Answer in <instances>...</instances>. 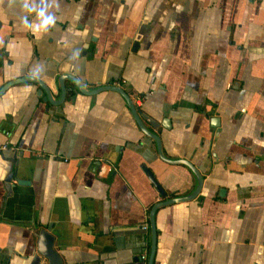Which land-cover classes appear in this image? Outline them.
Wrapping results in <instances>:
<instances>
[{"label": "crops", "instance_id": "0c3cea01", "mask_svg": "<svg viewBox=\"0 0 264 264\" xmlns=\"http://www.w3.org/2000/svg\"><path fill=\"white\" fill-rule=\"evenodd\" d=\"M34 3L47 30L0 0V264H47L49 222L63 264H149L152 207L197 184L181 160L202 186L154 211L152 264H264V0ZM62 75L95 91L62 100Z\"/></svg>", "mask_w": 264, "mask_h": 264}, {"label": "water", "instance_id": "95a60500", "mask_svg": "<svg viewBox=\"0 0 264 264\" xmlns=\"http://www.w3.org/2000/svg\"><path fill=\"white\" fill-rule=\"evenodd\" d=\"M66 79H71L75 85V87L83 93H93L95 90H88L86 89L75 77H71V76H60L59 78V87L62 90V100L64 99L65 95H66V87L64 85V81ZM24 80H32V81H36L37 79L32 78V77H25L22 78L20 80H16V81H24ZM38 83V82H37ZM40 84L41 88L44 90L45 92V97L43 98L44 101L48 100L51 102L50 99V94L48 93V89L45 88V86L41 83ZM41 89V90H42ZM99 89L101 90H114L118 93H120L126 100L129 109L131 110L132 114L134 115V118L138 124V126L141 128V130L147 134L148 136H150L151 138H153L156 142L157 145V151H158V155L160 158H162L163 160H167L169 162L172 163H177L180 160H171L166 158L161 150V143H160V138L158 136V134L156 133H152L150 132L142 123V120L140 118V116L142 115V112L134 105V103L132 102V100L130 99V97L126 94V92L121 89L119 86L113 85V84H108V85H103L101 86ZM40 90H38L39 95H41V93L39 92ZM99 91V90H98ZM1 92V91H0ZM61 102V101H60ZM214 119V118H213ZM181 162L187 164L191 170L193 171L194 175L196 176L197 179V184L195 189L188 194L187 196H182V197H176V198H171L168 200H164V201H160L156 204H154V206L152 207L151 211H150V221H151V234H152V246H151V252H150V256H149V264H152V260H153V255H154V248H155V242H156V229H155V225H154V221H153V214L154 211L166 204L169 203H173V202H181V201H189L192 200L200 191L201 186H202V176L200 175L199 171L189 162H184L183 160H181ZM180 163V162H179ZM144 171L146 173V175L148 176V178L150 179V181L152 182V184L155 186V188L158 190V192L161 195L165 194V191L163 190V188L160 186L159 182L157 181V179L154 177V175L150 172V170L148 168H146V166H144ZM18 183H22V180H17ZM51 228H52V224L51 222H49L47 225H42L41 228L38 229V231L35 233L36 236V241H35V249L36 252L40 255L43 256L44 258H46L47 260V264H63V258L61 256V254L58 252V250L56 249L54 243H55V236L54 234L51 232Z\"/></svg>", "mask_w": 264, "mask_h": 264}, {"label": "clouds", "instance_id": "9594fccd", "mask_svg": "<svg viewBox=\"0 0 264 264\" xmlns=\"http://www.w3.org/2000/svg\"><path fill=\"white\" fill-rule=\"evenodd\" d=\"M24 8L28 12H36L37 17L41 18L42 22L39 25H30L27 17H22V23L26 26L32 27L34 32H39L40 30H47L48 26L55 24V17L51 14H46V7H39L35 5L34 0L30 4L29 0H23ZM44 3V0H41V4Z\"/></svg>", "mask_w": 264, "mask_h": 264}, {"label": "flooded vegetation", "instance_id": "af4514ba", "mask_svg": "<svg viewBox=\"0 0 264 264\" xmlns=\"http://www.w3.org/2000/svg\"><path fill=\"white\" fill-rule=\"evenodd\" d=\"M108 85V84H107ZM113 85H115V84H113ZM117 86V85H116ZM135 105V104H134ZM136 106V105H135ZM137 107V106H136ZM138 108V107H137ZM139 109V108H138ZM146 227V226H145ZM141 258H142V256H141Z\"/></svg>", "mask_w": 264, "mask_h": 264}, {"label": "built area", "instance_id": "2783aa9c", "mask_svg": "<svg viewBox=\"0 0 264 264\" xmlns=\"http://www.w3.org/2000/svg\"><path fill=\"white\" fill-rule=\"evenodd\" d=\"M5 147V146H4ZM145 257V255H142V258H144Z\"/></svg>", "mask_w": 264, "mask_h": 264}]
</instances>
